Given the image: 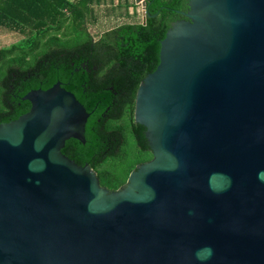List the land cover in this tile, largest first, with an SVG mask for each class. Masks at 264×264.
<instances>
[{
  "label": "water",
  "instance_id": "obj_1",
  "mask_svg": "<svg viewBox=\"0 0 264 264\" xmlns=\"http://www.w3.org/2000/svg\"><path fill=\"white\" fill-rule=\"evenodd\" d=\"M188 5L137 91L153 158L125 187L63 153L90 114L62 83L0 124V264H264V0Z\"/></svg>",
  "mask_w": 264,
  "mask_h": 264
},
{
  "label": "trees",
  "instance_id": "obj_2",
  "mask_svg": "<svg viewBox=\"0 0 264 264\" xmlns=\"http://www.w3.org/2000/svg\"><path fill=\"white\" fill-rule=\"evenodd\" d=\"M93 2L0 0V29L25 37L0 49V124L30 111L31 104L23 100L29 92L62 83L90 114L86 144L70 139L63 153L80 166L90 165L102 186L116 191L153 158L146 128L135 122L137 91L157 69L161 43L173 23L185 19L182 13L189 10V0H148L151 17L146 25L125 24L97 41L88 29ZM72 37L75 43L70 46L67 40ZM31 53H42L33 64L28 61ZM129 135L136 144V160L123 168L120 180L107 183L100 173L111 175L106 167L120 161Z\"/></svg>",
  "mask_w": 264,
  "mask_h": 264
},
{
  "label": "crops",
  "instance_id": "obj_3",
  "mask_svg": "<svg viewBox=\"0 0 264 264\" xmlns=\"http://www.w3.org/2000/svg\"><path fill=\"white\" fill-rule=\"evenodd\" d=\"M92 9V24L105 28L102 35L125 24L142 23L144 18L143 7L136 0H94Z\"/></svg>",
  "mask_w": 264,
  "mask_h": 264
},
{
  "label": "rangeland",
  "instance_id": "obj_4",
  "mask_svg": "<svg viewBox=\"0 0 264 264\" xmlns=\"http://www.w3.org/2000/svg\"><path fill=\"white\" fill-rule=\"evenodd\" d=\"M88 29L89 32L91 33V35L94 37V40L97 41L101 38L102 30H105V28L99 29V28H95V26L92 24V22H88ZM64 31V30H63ZM55 35L54 31L52 32V35ZM42 35L37 36V41H41L42 39ZM25 41V37L15 33V32H10L8 30H4V29H0V49L1 48H11L14 45H17L21 42ZM67 44H69L70 46H72L75 43V39L72 37L70 39L67 40ZM27 48L31 49L32 47H28ZM48 49H45L44 52L48 51ZM16 53H19V51H17ZM42 53L37 54V55H33L32 53L30 54V56L28 57V61L30 64H33L35 62V58L41 56ZM127 143L124 146V149L122 151V156L119 158L120 161L118 162L117 160H115L114 162H111L107 165L106 170L111 174H104V173H100L102 179L105 182H109L110 179L114 180V181H118L120 180L121 177H123L124 174V170L123 168H125L128 164L134 162L136 160L135 156L133 155V151L136 149V144L135 141L133 140V138H131V136L129 135L127 137ZM104 182V183H105ZM103 183V184H104Z\"/></svg>",
  "mask_w": 264,
  "mask_h": 264
},
{
  "label": "built area",
  "instance_id": "obj_5",
  "mask_svg": "<svg viewBox=\"0 0 264 264\" xmlns=\"http://www.w3.org/2000/svg\"><path fill=\"white\" fill-rule=\"evenodd\" d=\"M70 2H71V3H76L77 0H70ZM143 11H144V9H143Z\"/></svg>",
  "mask_w": 264,
  "mask_h": 264
},
{
  "label": "flooded vegetation",
  "instance_id": "obj_6",
  "mask_svg": "<svg viewBox=\"0 0 264 264\" xmlns=\"http://www.w3.org/2000/svg\"><path fill=\"white\" fill-rule=\"evenodd\" d=\"M66 143H67V142H66ZM65 147H66V146H65ZM65 147H64V148H65ZM86 165H88V164H86Z\"/></svg>",
  "mask_w": 264,
  "mask_h": 264
}]
</instances>
